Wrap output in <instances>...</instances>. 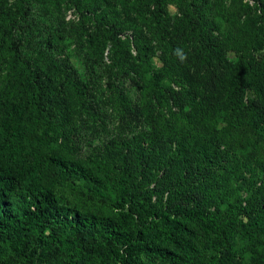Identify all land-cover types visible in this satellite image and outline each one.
Returning <instances> with one entry per match:
<instances>
[{
  "label": "rangeland",
  "instance_id": "rangeland-1",
  "mask_svg": "<svg viewBox=\"0 0 264 264\" xmlns=\"http://www.w3.org/2000/svg\"><path fill=\"white\" fill-rule=\"evenodd\" d=\"M258 15L251 0H0V39L14 28L55 148L123 171L153 199L245 221L264 208V120L250 107L264 103ZM251 42L256 76L244 65ZM172 63L188 71L159 73ZM20 66L0 49L1 96L22 95ZM257 241L233 235L236 264H264Z\"/></svg>",
  "mask_w": 264,
  "mask_h": 264
},
{
  "label": "trees",
  "instance_id": "trees-1",
  "mask_svg": "<svg viewBox=\"0 0 264 264\" xmlns=\"http://www.w3.org/2000/svg\"><path fill=\"white\" fill-rule=\"evenodd\" d=\"M251 1L259 9L251 40L264 44V0ZM13 29L1 37L0 49L20 60L23 92L19 98L0 95V264H151V257L168 264H236V232L251 246L262 235L264 246V208L243 221L173 196L153 199L123 171L55 148L41 84L18 55ZM253 42L245 46L244 65L256 76ZM187 71L172 63L159 73L176 79ZM261 99L252 98L250 107L264 120ZM248 115L256 125L255 115ZM256 257L264 263L258 251Z\"/></svg>",
  "mask_w": 264,
  "mask_h": 264
}]
</instances>
